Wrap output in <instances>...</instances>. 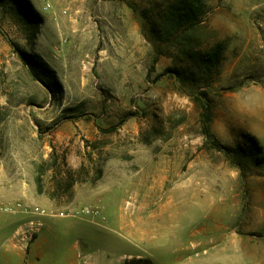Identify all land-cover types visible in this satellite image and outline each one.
<instances>
[{
    "label": "rangeland",
    "instance_id": "374dc122",
    "mask_svg": "<svg viewBox=\"0 0 264 264\" xmlns=\"http://www.w3.org/2000/svg\"><path fill=\"white\" fill-rule=\"evenodd\" d=\"M203 2L199 81L120 0H0V262L97 208L145 259L264 264V0Z\"/></svg>",
    "mask_w": 264,
    "mask_h": 264
},
{
    "label": "crops",
    "instance_id": "0c3cea01",
    "mask_svg": "<svg viewBox=\"0 0 264 264\" xmlns=\"http://www.w3.org/2000/svg\"><path fill=\"white\" fill-rule=\"evenodd\" d=\"M143 207L139 203L133 205L135 210ZM73 212L72 216L47 213L46 217H36L35 221L41 224L36 235L24 249L12 247L0 264H124L131 259L145 258L137 252L134 254L131 249L124 250L123 239L116 230L117 224L122 222L116 215L115 228H106L96 220L99 218L81 215V209ZM13 218L7 217V220ZM13 230L14 226L11 234ZM146 259L161 264L154 257Z\"/></svg>",
    "mask_w": 264,
    "mask_h": 264
},
{
    "label": "trees",
    "instance_id": "16d2710c",
    "mask_svg": "<svg viewBox=\"0 0 264 264\" xmlns=\"http://www.w3.org/2000/svg\"><path fill=\"white\" fill-rule=\"evenodd\" d=\"M131 8L138 10L143 18L150 22V33L156 41V50L158 55L167 56L176 52V58L182 63L180 71L197 77L199 81L204 79L203 70L213 67L218 60L219 52L210 45L200 49L197 38L200 28L201 17L199 14L203 11L205 3L203 0H169L164 5L157 0L153 3L154 10L157 11L151 20L148 17V8L144 0H120ZM148 1V0H147ZM26 66L34 78H38L36 69L42 68L40 72H46L52 77L50 71L43 62L40 64L28 56L23 57ZM37 64V65H36ZM185 66V67H184ZM199 70V71H198ZM178 76L180 73H178ZM203 130L208 135L207 124L210 121V110H205L203 114ZM124 264H154L151 260L145 258L131 259Z\"/></svg>",
    "mask_w": 264,
    "mask_h": 264
},
{
    "label": "built area",
    "instance_id": "2783aa9c",
    "mask_svg": "<svg viewBox=\"0 0 264 264\" xmlns=\"http://www.w3.org/2000/svg\"><path fill=\"white\" fill-rule=\"evenodd\" d=\"M74 214L73 210L71 211V213L69 214H59L58 216L60 217H64V216H72ZM81 215H83L84 217H99L100 216V211L97 208H82L81 209ZM102 220H104V217L102 216Z\"/></svg>",
    "mask_w": 264,
    "mask_h": 264
}]
</instances>
